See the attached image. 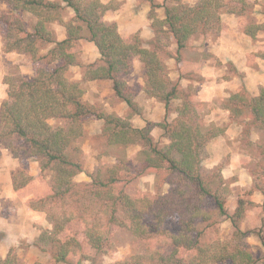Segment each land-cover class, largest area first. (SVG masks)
<instances>
[{"label": "trees", "instance_id": "obj_1", "mask_svg": "<svg viewBox=\"0 0 264 264\" xmlns=\"http://www.w3.org/2000/svg\"><path fill=\"white\" fill-rule=\"evenodd\" d=\"M1 1L7 7L0 13L3 51L25 55L35 67L32 77H4L7 98L0 105V147L8 149L15 158L21 154L36 161V179L44 183L43 189L26 204L30 210L44 214L51 227L40 231L33 246L48 253L54 264H95L94 257L112 251L114 233H128L140 245L139 251L114 264H256L242 240L254 234L264 250V221L257 231H241L238 226L245 208L255 204L238 198L235 210L229 214L223 179L219 176V187L212 190L203 175L205 146L224 130L204 127L211 104L196 99L197 87L188 85L182 89L178 81H171L165 65L167 58H173L180 72L188 41L199 36L216 38L223 28V13L234 14L238 29L254 40L264 31V22L251 19L255 4L249 0H196L189 5L182 0H163L157 5L147 0L154 38L145 48L137 34L125 39L116 23L104 19L113 4L100 0ZM157 8H163V20L157 19ZM66 9L73 16L65 22ZM260 14L264 15V0ZM54 24L64 27V39H56ZM81 40L95 46L99 63H79ZM171 42L176 45L174 54L169 51ZM255 57L264 60L252 54L250 66ZM136 60L142 65L145 94L162 103L165 110L160 123L146 122L142 129L132 126L130 116L105 114L87 104L81 85L109 80L114 95L127 105L130 114L138 113L134 93L124 81ZM73 66L82 67L81 82L70 80L68 73ZM224 104L222 107L229 111L233 122L241 123L242 117H248L247 131L252 128L261 132L256 168L264 170V88L252 97L242 85ZM171 113L176 116L168 121ZM88 116L102 121L101 135L108 145L124 149L140 145L139 170L130 168L125 155L115 165L90 174L87 185L74 180L83 172L77 145ZM155 127L170 141L168 145L159 148L154 142L150 133ZM45 172L50 174L48 183L43 178ZM159 172L164 177L155 179L154 195L128 187L143 175L151 173L156 177ZM18 175V182L12 178L13 189L25 197L24 189L34 178L22 170ZM164 185L168 186L166 191H162ZM252 189L262 194L264 207V186L253 185ZM208 201H212L218 216L229 220L233 228L231 240L201 245L203 229L198 230L197 224H215L205 211ZM169 222L177 226L173 233L164 228ZM262 261L264 264V257ZM0 264L24 263L10 249L4 258L0 257Z\"/></svg>", "mask_w": 264, "mask_h": 264}, {"label": "crops", "instance_id": "obj_2", "mask_svg": "<svg viewBox=\"0 0 264 264\" xmlns=\"http://www.w3.org/2000/svg\"><path fill=\"white\" fill-rule=\"evenodd\" d=\"M104 4L115 5L112 10L106 12L104 19L107 22H114L117 25L119 34L123 38L138 35L145 48H149L154 38L151 22L148 19L150 4L147 0H100ZM228 1V0H225ZM253 2L254 10L260 17V23L264 22V15L260 14L263 0H249ZM157 5H161L163 0H153ZM196 0L186 3L194 5ZM6 9L4 2L0 0V13ZM157 19H164L163 8L155 9ZM222 30L220 34L212 40L209 36L193 37L188 41L187 50L183 53L179 65L180 72L175 66L173 58H167L165 65L171 81L179 83L182 89L194 84L198 91L196 99L200 102L213 105L214 101L227 100L231 94L239 91L243 85L250 96L256 97L259 89L264 88V60L260 57L254 58L252 67L248 64L249 56L256 54L260 50L259 42L243 34L238 29L237 18L234 14H221ZM259 23V24H260ZM65 37V30L61 28L56 35L57 40ZM260 37V33L256 38ZM86 42V41H85ZM86 42L82 48H91L95 51L94 58L100 59L95 46ZM4 40L0 26V105L7 98V85L4 77L10 73V69L19 65L21 55L13 52L3 51ZM94 47V48H93ZM169 51L174 54L176 45L171 42ZM81 65L94 63L93 60L82 57ZM231 68V69H230ZM73 74L70 80L82 81L83 69L80 66L70 68ZM70 72V71H69ZM179 74L182 78L179 79ZM195 75L201 81L190 79ZM128 87L134 93V102L139 112L130 114L127 105L119 100L112 90V83L109 80L82 82L84 90L83 100L91 105L98 106L105 114H114L120 118L130 116V122L134 128L142 129L146 122L160 123L165 116L164 105L154 98L148 97L144 90V80L142 65L136 60L133 64L132 72L124 78ZM172 113L168 120L175 118ZM85 125V129L91 136L100 135L102 121L93 116ZM250 118L244 117L241 123L233 122L230 113L224 107L213 105L211 111L204 119V126L220 127L223 134L210 140L205 146V157L202 160L204 170L218 168V172L223 180H231L230 188L240 190H251L253 187V172L251 164H254V156L250 147H256L261 139V135L250 128L247 131ZM151 137L155 140L161 135V130L153 128ZM164 144L168 140L162 138ZM140 150L139 145H132L127 148V158H132ZM85 162L83 172L75 177L77 182H88L90 179L86 175L93 171L97 151L86 141L82 146ZM112 163L113 161V157ZM20 163L6 148L0 147V232L2 242L12 246L21 241L31 243L38 236L41 227H45L43 216L39 212L30 210L27 207L29 197H20L13 189L12 178L18 171ZM150 179V178H148ZM229 195L231 198L228 210L234 211L236 208L237 196ZM250 201L255 205L262 204V194L254 190L250 195ZM233 199V200H232ZM233 201V202H232ZM38 226H41L38 228ZM46 228H50L48 224ZM5 250L4 258L7 255Z\"/></svg>", "mask_w": 264, "mask_h": 264}, {"label": "rangeland", "instance_id": "obj_3", "mask_svg": "<svg viewBox=\"0 0 264 264\" xmlns=\"http://www.w3.org/2000/svg\"><path fill=\"white\" fill-rule=\"evenodd\" d=\"M182 1L184 3L187 2V0H182ZM188 1L192 2V0H188ZM186 4H190V3H186ZM6 9H7V7H6ZM6 9L4 11H6ZM250 12L253 13L252 15L250 14L251 19L256 23H260V20H262V19H259L260 17L258 16L259 14H257L258 12L255 11L254 8L251 9ZM72 16H73L72 11L70 9H66L64 12V18L63 19L66 22V21H69L72 18ZM25 18H28V15H25ZM0 26H1V24H0ZM1 28H2V30H4L3 26H1ZM61 28L64 29L63 26H60L58 24L53 25V30L55 32V36L57 35L58 31H61ZM209 37L212 40L215 39V37L214 38L211 36H209ZM255 41H258L259 42L258 44L260 46V50L256 54L260 55L261 57H264V31L260 32V37L257 38L256 40L255 39L253 40V42H255ZM86 42H85V40H81L79 42V48H78L79 63L82 62L81 61L82 57L89 58V59L93 60V62L96 64L99 63V60L93 57V55H95V51L92 48H91V50H89L86 47L82 48V44L85 45ZM40 54H43V52H41ZM252 67L255 68V66H252ZM34 73H35L34 65L31 64V62L29 61L27 56L21 55L19 65L12 67L10 69V73L7 74L6 76L22 75V76H26V77H32L34 75ZM68 74H69V76L71 74H73V70L72 71L70 70V72ZM190 79H192L194 81L199 80V78L195 75H191ZM190 86H192L194 88L196 87L193 83L190 84ZM225 101L226 100H220V101L215 100L213 105L224 106ZM175 104H177V102ZM213 105H211V106H213ZM94 107L96 108V110L102 112L100 107H98V106H94ZM169 116H168V118H169ZM89 119H90V117L84 118V128H85V125ZM242 119H243V117H242ZM205 128H207V129H210V128L220 129V127H214V126H207ZM254 131L261 135V132L258 131L257 129H254ZM162 138L168 140L167 138L163 137V132L161 131V135L158 136L155 140L153 139L159 148H162L165 145H168L170 143V141L168 140V143L164 144L162 141ZM86 141H88V143L91 145V147L97 151V154L95 155L96 162H95L93 171L91 173L86 174L87 176H89L90 174H95L97 170L101 171V170H104L105 167H110L112 165H115L117 163L116 161L118 159L123 160L125 155L127 157V148L124 149V148H119V147H114V146L108 145L106 140H105V137L101 135V131H100V135L91 136V135H89V132L85 129L84 134H83L82 138L79 139L78 145H77L81 149V153L78 155V160L82 163V165L85 162L84 156H83V151H82V146L84 145V143ZM249 149H251V154L255 158L254 164H251V170L255 176L253 178V185H254V187H255V185H259V186L263 187L264 186V170L256 168V164H257V162H259V161H257L259 159L258 147L257 146L254 148L250 147ZM140 150H141V147H140ZM138 152L132 158H130V159L127 158L129 160V166L132 170H139V167L142 165V163H141L142 160H141V158H139ZM112 157H113V161H114L113 163H112V159H111ZM17 158L19 160L20 167H19L18 171L14 174V178L16 179V182H18L20 179L19 175H18L19 170H22L28 176H32L34 178V180H32V182L29 185H27L24 189V193L26 195L25 197L31 198V196L33 194H35L36 192H39L44 187V183H41L40 181H38L36 179V176L38 174V163L34 160L26 159V157H23L21 154H19ZM203 175L207 179L212 190H215L219 187L218 179H219L220 174L218 172V168H214L212 170H203ZM157 176H158V180H161V178L164 177V174L162 172H159V174L156 175V177H155V174H151V173L143 175L142 177L131 182L128 185V187L137 191V192L139 191L143 194L148 193L150 195H154L157 192V184H155V179H157ZM43 178H44V181L46 183H48L50 180V174L48 172L43 173ZM148 178H150V179H148ZM169 179H170V177H169ZM223 181H224V191L223 190L222 191H223V194L225 193V195H226V201H225L226 209H227V206L229 207L230 206L229 204H231V198H229V195H233V190L235 193L234 196H237V199L242 198L244 201L250 200L249 197H250L251 193L253 192L252 188H251L252 192L250 190H240L239 188L231 189L230 188L231 180H227V181L223 180ZM77 183L80 185H87L90 183V180L88 182H77ZM167 188H168V186L164 185L162 187V191H166ZM205 211H206V213L209 214L211 220L213 222H215V224L211 227H205V225L203 223L197 224L196 228L198 230L203 229V234L200 237L201 245H209L213 242H227V241L231 240L233 238V228L231 227L229 220L217 215V212H216V210L212 204V201H208V204L205 207ZM227 212L229 214L233 213V211L228 210V209H227ZM42 216L44 219L43 221H45L46 225H45V227L38 226V228L41 227V229L39 228L40 229L39 234H40V231L43 229H46L47 225L49 224L45 220L44 214H42ZM263 221H264V207H262L261 205H255V207H246L245 208L244 216L239 221L238 226H239L241 231H257L260 228ZM50 227H51V225H50ZM164 228L173 233L176 231L177 226L174 222H169V223H166ZM1 237H3V234L0 232V255H4L5 250H7V252H8L11 249L12 254L16 255L17 258L21 262H23L24 264H37V263L54 264L50 255L48 253L41 252L38 248L33 246V242L26 243L25 241H21L18 244L14 243V245L9 246V244L7 245L6 242L1 241ZM111 241L114 245L112 251H110L105 256L98 255V256L94 257L95 258L94 259L95 264H114V263L122 262L125 259H127L129 256H131L132 254L139 251L140 245L137 242H135L128 233H114L112 238H111ZM242 243L246 246L247 250L250 252L252 257L256 260V264H263L262 259L264 257V250L260 244L258 237L254 234H248V235H246V237L243 238ZM81 264H91V262L90 261H82Z\"/></svg>", "mask_w": 264, "mask_h": 264}]
</instances>
